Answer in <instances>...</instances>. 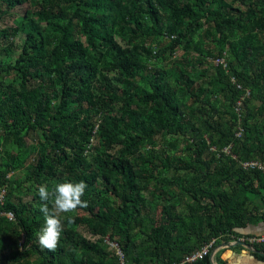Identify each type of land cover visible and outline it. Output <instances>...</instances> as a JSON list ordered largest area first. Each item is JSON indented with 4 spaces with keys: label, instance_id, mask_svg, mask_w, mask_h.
I'll list each match as a JSON object with an SVG mask.
<instances>
[{
    "label": "trees",
    "instance_id": "trees-1",
    "mask_svg": "<svg viewBox=\"0 0 264 264\" xmlns=\"http://www.w3.org/2000/svg\"><path fill=\"white\" fill-rule=\"evenodd\" d=\"M237 1L239 14L226 0H0L15 22L0 27V211L14 213L0 214V264H123L112 242L125 264H174L264 223V60L255 66L248 48L264 0ZM208 35L226 45L211 55L225 64L209 75L176 65L179 46L209 53ZM80 180L89 206L65 221L55 252L41 248L38 187Z\"/></svg>",
    "mask_w": 264,
    "mask_h": 264
},
{
    "label": "clouds",
    "instance_id": "clouds-1",
    "mask_svg": "<svg viewBox=\"0 0 264 264\" xmlns=\"http://www.w3.org/2000/svg\"><path fill=\"white\" fill-rule=\"evenodd\" d=\"M87 188L88 185L84 180L78 182H61L55 184L51 188L46 185H40L38 187V195L42 202L39 210L43 213L44 217V224L38 234V241L41 248L47 249L50 252H55L57 250L60 244L61 235L65 229V221L69 224L73 223L75 214L79 210L86 209L89 206V202L83 199ZM7 198L8 185L2 184L0 185V204H3ZM9 213H12L14 216L12 211H0L1 215H6L8 218L12 219L13 216H10ZM233 237L238 241H243L254 246L253 243L248 240L250 236L248 238ZM114 248L116 249V247ZM116 254H118L117 249ZM121 262L125 264V259H121Z\"/></svg>",
    "mask_w": 264,
    "mask_h": 264
},
{
    "label": "rangeland",
    "instance_id": "rangeland-1",
    "mask_svg": "<svg viewBox=\"0 0 264 264\" xmlns=\"http://www.w3.org/2000/svg\"><path fill=\"white\" fill-rule=\"evenodd\" d=\"M227 2H230L232 5L227 9L232 11L233 13L235 14H239V11L240 10H245L247 7L241 3L240 1H237V2H233V0H226ZM30 2H26L24 3L23 5H19L17 8H14L12 9L13 12H16V13H19V14H24V12L28 9V7H31V5H29ZM168 20L164 17L163 19V24L167 23ZM15 25V22L13 20V16L11 15H8V14H5L3 15L1 18H0V27L1 28H4V27H11V26H14ZM204 31V30H203ZM202 31V32H203ZM258 31V37H252L250 40H254L251 44L248 43V48H249V51L251 53V62L257 66L258 63H261L263 62L264 60V55H262L261 53H255L254 52V48L252 45H257L259 46L260 45V42L258 39L262 40L264 42V31L263 30H258V29H255L254 32ZM248 34V32L246 33ZM245 39L246 36H243V35H238V40L241 41L242 39ZM199 42H202L203 43V40L202 39H199L198 40ZM206 41V44L204 45V48L203 50L207 51L210 53V56L208 55L209 53H205V55L203 56L202 54H200V52L196 51V50H192L190 51V49H187V48H184L183 46H179L177 47V50H176V54H175V63L176 65L177 64H181V61H185V59L188 61L189 63V70L193 73L195 72V74L201 72L202 70L204 69H209L208 70V75L209 74H213L214 73V69H213V65L215 63V58L216 57H211V55L213 54H217V51L220 47H222L223 45L225 44H214L212 42V35H208L207 37L205 36V40L204 42ZM165 42V41H164ZM231 42V41H230ZM222 43H224V41H222ZM264 45V43H262ZM228 46V44H227ZM154 47H156L154 45ZM226 47V45H225ZM18 53L14 55V59H16V57L18 56ZM208 56V57H207ZM226 57V56H224ZM9 56L7 55H4L3 52L0 51V61L3 60V59H8ZM201 58H204V59H207L208 62L205 63L204 65H200L198 62H200ZM226 59V58H225ZM164 64L167 63L168 65L171 63V61H167V62H163ZM258 69V67H256V70ZM241 87V86H239ZM249 93V91H248ZM243 104H244V101H243V97L240 99L239 103H238V112L241 111L242 107H243ZM226 106L223 105V113H222V117H220L219 119V122H221L222 124L224 125H227V123L229 124L230 120H229V115L226 113ZM257 120H258V123L261 124V128L263 129V132H264V117L262 115H259L257 117ZM242 132H243V128L240 127V131L238 132V136H241L242 135ZM95 137V136H94ZM92 137V138H94ZM26 141H28V153L32 152L33 153V147H34V144L36 143V140L34 137L32 136H27L26 137ZM96 142V141H95ZM159 147V145H158ZM10 153L13 154L15 153V150H10ZM6 154L3 150H0V157H4ZM30 156L29 157V161L30 159H32ZM246 164H249V163H246ZM243 165L245 166V163H243ZM263 167V165H261ZM264 168V167H263ZM173 175V173H172ZM25 172L24 170L21 171V168H18L12 172L9 173L8 175V178L14 182H20L22 180L25 179ZM144 219L146 220L147 217H144ZM264 233V232H263ZM88 237L90 238H93V239H97L99 236H94L91 234V236L88 234L87 235Z\"/></svg>",
    "mask_w": 264,
    "mask_h": 264
},
{
    "label": "crops",
    "instance_id": "crops-1",
    "mask_svg": "<svg viewBox=\"0 0 264 264\" xmlns=\"http://www.w3.org/2000/svg\"><path fill=\"white\" fill-rule=\"evenodd\" d=\"M243 234H253L264 232V223L259 225H250L245 229H239ZM250 233L252 235H250ZM255 234V235H257ZM232 235L231 237H233ZM248 236V237H249ZM243 237V238H248ZM217 242L212 248L210 259L212 264H264V260L258 259L246 245L240 244L234 237L226 240L227 235L223 234L221 237L212 238Z\"/></svg>",
    "mask_w": 264,
    "mask_h": 264
},
{
    "label": "built area",
    "instance_id": "built-area-1",
    "mask_svg": "<svg viewBox=\"0 0 264 264\" xmlns=\"http://www.w3.org/2000/svg\"><path fill=\"white\" fill-rule=\"evenodd\" d=\"M215 63L216 64H219V63L225 64V59L223 57H218V58H216ZM244 163H245V167H248V166L254 167V166L258 165V163L254 162V161L244 162ZM246 163H249V164H246ZM9 215L13 216L12 213H9ZM248 240L251 243H264V233L250 236L248 238ZM215 242H216L215 239L211 240L210 242L204 244L201 248L196 249L195 251L186 255L182 260H180L179 262L174 263V264H192L193 262L204 259L206 256H208L211 253V250L214 247ZM111 245L116 247L117 253L120 255L121 259L124 260V253L119 248L118 244L117 243H111Z\"/></svg>",
    "mask_w": 264,
    "mask_h": 264
},
{
    "label": "water",
    "instance_id": "water-1",
    "mask_svg": "<svg viewBox=\"0 0 264 264\" xmlns=\"http://www.w3.org/2000/svg\"><path fill=\"white\" fill-rule=\"evenodd\" d=\"M240 244L246 245L248 248H250V250L254 251V252H259V253H263L262 251H260L259 249L255 248L254 246H252L251 244H247L246 242L243 241H239Z\"/></svg>",
    "mask_w": 264,
    "mask_h": 264
}]
</instances>
